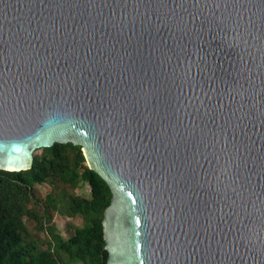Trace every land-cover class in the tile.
<instances>
[{"label": "water", "instance_id": "1", "mask_svg": "<svg viewBox=\"0 0 264 264\" xmlns=\"http://www.w3.org/2000/svg\"><path fill=\"white\" fill-rule=\"evenodd\" d=\"M57 142L106 264H264V0H0V169Z\"/></svg>", "mask_w": 264, "mask_h": 264}, {"label": "trees", "instance_id": "2", "mask_svg": "<svg viewBox=\"0 0 264 264\" xmlns=\"http://www.w3.org/2000/svg\"><path fill=\"white\" fill-rule=\"evenodd\" d=\"M42 156L35 155L31 168L11 171L0 169V264H106L108 252L103 232L105 208L112 191L107 181L87 163L81 145L72 142L44 147ZM58 177L72 187L85 180L91 187L89 197L49 194L45 199L49 210L67 216L80 214L86 220L68 239L52 232L45 251L24 243L27 228L23 219L28 213L26 201L36 183Z\"/></svg>", "mask_w": 264, "mask_h": 264}, {"label": "rangeland", "instance_id": "3", "mask_svg": "<svg viewBox=\"0 0 264 264\" xmlns=\"http://www.w3.org/2000/svg\"><path fill=\"white\" fill-rule=\"evenodd\" d=\"M34 154L42 156L44 154L43 148L36 149ZM61 192L66 195L89 197L91 187L87 181L82 179L78 181L76 186L72 187L58 177L47 178L35 184L26 201L28 213L24 214L23 219L27 231L23 238L24 243L32 244L41 252L48 248L52 232L59 233L64 239H68L73 235L76 228L83 227L86 224V220L80 214L67 216L48 209L45 201L48 195L52 193L57 195ZM66 261L69 260L63 255L60 264H67ZM74 264H82V262Z\"/></svg>", "mask_w": 264, "mask_h": 264}]
</instances>
